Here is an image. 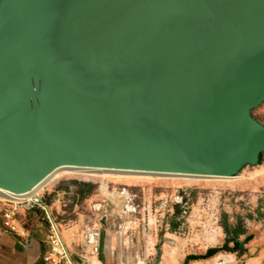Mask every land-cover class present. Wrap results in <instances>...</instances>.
<instances>
[{"label":"water","instance_id":"water-1","mask_svg":"<svg viewBox=\"0 0 264 264\" xmlns=\"http://www.w3.org/2000/svg\"><path fill=\"white\" fill-rule=\"evenodd\" d=\"M263 102L264 0H0L3 189L64 166L228 173L264 145Z\"/></svg>","mask_w":264,"mask_h":264},{"label":"rangeland","instance_id":"rangeland-1","mask_svg":"<svg viewBox=\"0 0 264 264\" xmlns=\"http://www.w3.org/2000/svg\"><path fill=\"white\" fill-rule=\"evenodd\" d=\"M247 115L264 130V102ZM228 174L189 178L66 172L55 176L38 195L49 206L74 264H101L105 230L115 234L114 252L127 254L123 264H213L218 260L264 264V145L256 161L232 160ZM123 194L129 198L122 205L128 210L122 217L115 206ZM10 202L17 209L22 207L18 201ZM0 205L14 210L3 199ZM24 211L37 213L51 230L47 212L39 207L21 208L13 217L16 228ZM105 217L111 225L117 219L123 227L118 232L103 227L99 252L87 243L84 231L82 243L78 234L71 236L69 228L83 225L85 229ZM57 251L60 256L52 253L47 264H70L60 248ZM51 252L50 247L47 254Z\"/></svg>","mask_w":264,"mask_h":264},{"label":"crops","instance_id":"crops-1","mask_svg":"<svg viewBox=\"0 0 264 264\" xmlns=\"http://www.w3.org/2000/svg\"><path fill=\"white\" fill-rule=\"evenodd\" d=\"M4 206L6 205H0V264H44V257L50 249L48 239L50 229L46 226L44 218L34 212L28 215V211H24V218L22 221H19V226L16 231L10 232L3 225ZM54 207H57V204ZM69 229H72L71 236L78 234L77 240L82 243L81 232L84 231L83 225H77ZM105 232L106 245L104 250L100 251V263L123 264L127 262L128 257L123 250L117 253L114 252L116 246L114 242L115 234L107 230ZM94 260L97 261L95 258Z\"/></svg>","mask_w":264,"mask_h":264},{"label":"bare ground","instance_id":"bare-ground-1","mask_svg":"<svg viewBox=\"0 0 264 264\" xmlns=\"http://www.w3.org/2000/svg\"><path fill=\"white\" fill-rule=\"evenodd\" d=\"M101 173V174H116V175H139V176H166V177H189V178H207V177H218L220 175L228 176V173H217L214 175H206V174H192V173H164V172H150V171H136V170H113V169H104V168H85V167H73V166H64L56 169L53 173H51L47 178H45L41 183H39L35 188L26 191L24 193H14L9 190L3 189L0 187V199H3V201H18L16 202L21 203L22 201H28L30 200L34 195H38V192L40 189H42L47 183H49L55 176H57L60 173ZM128 194L122 195L116 202V206L118 209L117 211L119 214L123 217V213L119 211H124L122 209V205L128 200ZM128 206V205H127ZM132 209V208H128ZM127 210V209H125ZM49 211V208H48ZM50 213V211H49ZM51 214V213H50ZM113 214V213H112ZM52 217V215H51ZM53 219V217H52ZM55 222V221H54ZM119 226H123V224H119ZM54 230L56 234L58 235V239L60 241V254H65L66 257H68V253L66 252V249L64 247L65 240L64 237H62L61 233L59 232V229L56 227V223L53 225ZM120 228V227H119ZM59 232V233H58ZM70 264H74L71 259L68 257Z\"/></svg>","mask_w":264,"mask_h":264},{"label":"built area","instance_id":"built-area-1","mask_svg":"<svg viewBox=\"0 0 264 264\" xmlns=\"http://www.w3.org/2000/svg\"><path fill=\"white\" fill-rule=\"evenodd\" d=\"M7 206H10V207H12L14 209V210H12L11 208H5L4 211H3V218H4L3 225L10 232H15L16 229H17L16 226L14 225L15 218H13V217L17 213H19L21 208H24L26 210H30V209H34L36 207H39V208L44 209L47 212L46 206L49 207L41 194L40 195H34L30 200H28V201L24 200L21 203H19L18 206H22L21 208L17 209L13 205V203L10 202V201L9 202L7 201ZM123 209H124L123 214H125L126 211H128V210H125L126 207H124ZM108 216L110 217V215H108ZM48 218H49V216H48ZM49 220H50V218H49ZM109 220H110V218L107 219L108 226H105V224L102 222V220H100V221H98L95 224L88 225L84 229V235H86L87 243L90 244L92 247H94V250L96 252H99V246H100V241H101V235H102L103 227L108 228V227H111V226L114 225L115 226L114 231L115 230L118 231L119 227H120V229L123 227V226H119L118 225L119 221L117 219L112 222V225L110 224ZM50 223H51V227L52 228L50 230V235H49L48 239H49V244H50L52 252H51V254H49V255L47 254L44 257V262L46 264L51 261V258L54 256L53 254L59 255L57 250L60 248V241L58 239V235L56 234V232L54 230L53 223L51 222V220H50ZM213 264H224V262L221 261V260H218L217 263H213Z\"/></svg>","mask_w":264,"mask_h":264},{"label":"trees","instance_id":"trees-1","mask_svg":"<svg viewBox=\"0 0 264 264\" xmlns=\"http://www.w3.org/2000/svg\"><path fill=\"white\" fill-rule=\"evenodd\" d=\"M41 211H42V210H41V209H39V210H38V213L40 214V213H41Z\"/></svg>","mask_w":264,"mask_h":264}]
</instances>
